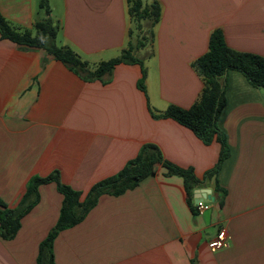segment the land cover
Masks as SVG:
<instances>
[{
	"label": "crops",
	"instance_id": "crops-1",
	"mask_svg": "<svg viewBox=\"0 0 264 264\" xmlns=\"http://www.w3.org/2000/svg\"><path fill=\"white\" fill-rule=\"evenodd\" d=\"M142 1L160 6L143 64L120 62L104 79H86L45 49L0 34V198L7 205L19 203L31 176L55 171L83 200L147 144L191 168L200 182L217 163L219 141L206 144L178 121L154 114L198 100L204 83L193 62L208 50L215 29L231 48L264 56V0ZM48 2L57 44L69 46L89 70L128 45L130 0ZM40 4L0 0V12L13 28L35 34V23L48 16ZM225 97L218 116L229 149L217 174L222 205L211 200L199 213L198 189L210 188L215 197L214 181L188 195L183 178L157 163L134 188L100 195L81 222L60 231L55 264H264V90L230 70ZM38 191L40 200L16 235H0V264H37L64 198L55 182ZM222 227L228 245L212 251L209 241Z\"/></svg>",
	"mask_w": 264,
	"mask_h": 264
},
{
	"label": "trees",
	"instance_id": "trees-1",
	"mask_svg": "<svg viewBox=\"0 0 264 264\" xmlns=\"http://www.w3.org/2000/svg\"><path fill=\"white\" fill-rule=\"evenodd\" d=\"M130 9L138 19H150L152 27L159 20L160 6L157 1L145 4L142 0H131ZM41 7L48 15L35 23L36 33L29 30L19 31L13 28L0 12V34L2 38L34 49H45L57 60L63 62L84 78L104 79L114 66L120 62L142 63L140 57L132 50L124 49L120 56L101 62L95 70H89L85 61L81 60L69 46H60L56 42L58 23L50 16L48 0H41ZM193 66L203 79V89L198 100L190 108L170 105L165 111L154 114L156 117H170L190 128L204 143L217 140L221 143L219 159L214 167L207 170L203 181L195 176L191 168L185 169L163 159L160 150L151 144L144 145L136 158L130 160L121 172L94 184L86 197L80 200V193L62 182L58 171L46 176L33 175L27 182L26 191L16 206L7 205L0 198V235L4 239H12L21 226L22 218L40 200L38 187L43 183L55 182L58 191L63 195V203L56 225L39 245L37 264H55L53 243L58 233L81 222L87 213L96 205L100 195L104 193L119 195L134 188L141 179L151 174L157 163H162L171 174L180 175L188 195L193 188L214 181L215 199L224 203L225 189L217 183V174L223 161L229 155L225 133L218 126V116L226 103L225 91L227 75L230 70L242 72L255 87L264 90V56L238 51L231 48L221 29H215L209 40L208 50L193 62ZM146 71L139 80V86L145 89Z\"/></svg>",
	"mask_w": 264,
	"mask_h": 264
},
{
	"label": "rangeland",
	"instance_id": "rangeland-1",
	"mask_svg": "<svg viewBox=\"0 0 264 264\" xmlns=\"http://www.w3.org/2000/svg\"><path fill=\"white\" fill-rule=\"evenodd\" d=\"M132 2L130 0L129 10L131 9ZM130 14V32L129 42L125 49L132 50L134 53L140 54L142 59L147 54V46L151 45V38L153 34V27L150 19H138L135 14ZM140 52V53H139Z\"/></svg>",
	"mask_w": 264,
	"mask_h": 264
},
{
	"label": "built area",
	"instance_id": "built-area-1",
	"mask_svg": "<svg viewBox=\"0 0 264 264\" xmlns=\"http://www.w3.org/2000/svg\"><path fill=\"white\" fill-rule=\"evenodd\" d=\"M211 207V200L206 198L198 200L196 203V208L199 213H203ZM230 236L226 230V228L222 227L219 229L217 235L209 241V248L212 251H216L224 248L228 245V240Z\"/></svg>",
	"mask_w": 264,
	"mask_h": 264
},
{
	"label": "water",
	"instance_id": "water-1",
	"mask_svg": "<svg viewBox=\"0 0 264 264\" xmlns=\"http://www.w3.org/2000/svg\"><path fill=\"white\" fill-rule=\"evenodd\" d=\"M198 196H197V199H196V203L198 202V200H201V199H208V200H212L214 201L215 200V197L212 196L211 194V189L210 188H201V189H198Z\"/></svg>",
	"mask_w": 264,
	"mask_h": 264
}]
</instances>
